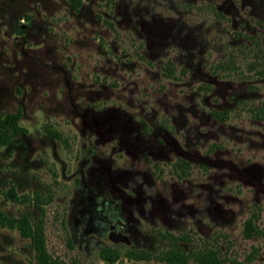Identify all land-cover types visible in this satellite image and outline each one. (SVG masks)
<instances>
[{"label": "rangeland", "instance_id": "1", "mask_svg": "<svg viewBox=\"0 0 264 264\" xmlns=\"http://www.w3.org/2000/svg\"><path fill=\"white\" fill-rule=\"evenodd\" d=\"M17 107L0 211L32 223L39 211L4 191H50L51 254L166 264L175 242L208 264H264V235L243 231L252 211L264 229V0H0V114ZM34 254L0 225V264Z\"/></svg>", "mask_w": 264, "mask_h": 264}, {"label": "trees", "instance_id": "2", "mask_svg": "<svg viewBox=\"0 0 264 264\" xmlns=\"http://www.w3.org/2000/svg\"><path fill=\"white\" fill-rule=\"evenodd\" d=\"M70 6L73 9H78L81 4V0H68ZM20 109L17 107L15 111L4 112L0 114V145L7 144L14 136L26 132V128L21 126L18 122L20 118ZM257 117L264 119V110L256 114ZM45 130L57 139H61L59 131L49 129L45 127ZM63 140V139H61ZM4 196L11 201H26L31 203L40 213V217L36 218L32 223L26 216H9L0 211V225H6L8 227L15 228L19 234L29 239L30 246L34 250V258L36 264H84L76 257H71L67 262L51 254L46 246L43 232V217L44 209L43 204L47 203L52 198V193L48 191V194L41 193L38 189H35L32 194H18L14 187L10 185L5 191ZM251 215L245 219L243 223V231L245 235H252L254 233H262L264 235V229L261 230L258 226L252 223ZM170 234H166L168 237ZM196 252V251H195ZM185 252L175 242L168 248H164L157 256V259L166 264H185L188 259L192 258L199 264H208L217 262V258L214 257L208 250L201 249L196 253ZM99 255L103 260L114 261L119 255V252L115 249L103 247L99 250ZM124 255L128 258H147L148 254L141 250L127 249Z\"/></svg>", "mask_w": 264, "mask_h": 264}, {"label": "flooded vegetation", "instance_id": "3", "mask_svg": "<svg viewBox=\"0 0 264 264\" xmlns=\"http://www.w3.org/2000/svg\"><path fill=\"white\" fill-rule=\"evenodd\" d=\"M110 227H111V226H110ZM108 228H109V227H108ZM103 229H104V230L107 229V228H106V225H103ZM103 229H102V230H103ZM105 231H107V230H105Z\"/></svg>", "mask_w": 264, "mask_h": 264}]
</instances>
